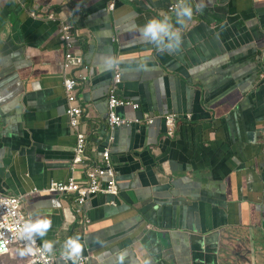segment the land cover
I'll list each match as a JSON object with an SVG mask.
<instances>
[{"label":"crops","instance_id":"0c3cea01","mask_svg":"<svg viewBox=\"0 0 264 264\" xmlns=\"http://www.w3.org/2000/svg\"><path fill=\"white\" fill-rule=\"evenodd\" d=\"M173 1L0 0V192L20 197L29 220L51 222L37 238L53 243L52 255L78 235L86 264L121 252L123 264H264V0H189L183 26ZM152 17L179 29V49L142 38ZM62 24L89 68L77 93L85 157L99 160L108 144L114 65L116 95L140 104L118 115L155 116L114 130L120 192L87 200L86 232L74 196L51 189L84 171L71 167L77 140L63 86L82 71L65 68Z\"/></svg>","mask_w":264,"mask_h":264},{"label":"built area","instance_id":"2783aa9c","mask_svg":"<svg viewBox=\"0 0 264 264\" xmlns=\"http://www.w3.org/2000/svg\"><path fill=\"white\" fill-rule=\"evenodd\" d=\"M189 0H184L187 3ZM178 0H174L168 7L171 12H175ZM114 3L109 5V9H114ZM63 43L66 48L65 68L77 69L82 71L79 76H66L63 79V86L67 96L66 114L69 118L70 127L76 132V150L72 160V169L76 170L79 165L84 166L83 177L81 181L73 175L67 181L56 182L51 186L52 190L60 194H72L75 201V212L81 224V230L87 231L86 223L89 222L86 216L85 203L90 197L103 193L112 196H118L120 188L116 180V171L110 155V143L113 141V132L121 126L131 124H153L155 116L145 115L141 119L129 116L118 115L117 109L124 108L127 111H136L140 108V104L131 99L120 98L116 95L118 85L121 83L122 76L119 66L114 65L113 84L109 89L108 109L106 123L108 126L109 137L106 147L103 148L99 160H91L84 156L87 144V136L81 131V123L83 120V105L78 103L77 93L80 86L87 81L86 72L89 68L83 62L82 54L75 51V32L71 24H62ZM76 61V65L72 61ZM71 66V67H70ZM163 117L166 132L172 136L176 130V114H166ZM21 198L17 196H6L0 192V256L10 253L12 247L18 245L25 246V241L19 238V229L22 225L29 221L24 210L21 207ZM83 222V223H82ZM40 244L38 239L35 240L33 252L30 256V264H56L57 258H61L65 264H73V261L65 256L44 254L38 251ZM90 256H79L76 264H86Z\"/></svg>","mask_w":264,"mask_h":264},{"label":"clouds","instance_id":"9594fccd","mask_svg":"<svg viewBox=\"0 0 264 264\" xmlns=\"http://www.w3.org/2000/svg\"><path fill=\"white\" fill-rule=\"evenodd\" d=\"M174 14L176 24L183 26L188 19H191L193 15V8L191 5L185 3L184 0H178ZM141 36L161 52L171 53L176 51L179 49L182 41L179 29L174 27L173 24L169 22L168 17L149 18L141 29ZM104 62L106 65L110 66L111 57L105 58ZM50 223L51 222L48 219L26 221L19 229L18 233L19 238L25 241V246L22 248L16 245L12 247L10 253L6 255H11L13 249L20 248L19 254L21 256H26L27 264H30L31 259L28 254L33 252V246L35 245L36 238L43 237L46 234L48 228L50 227ZM81 249L82 244L80 237L78 235L70 236L63 241L61 255L72 260L73 264H76V261L80 256ZM38 251H40L41 255L46 253L51 254L53 252V243L51 241L42 240ZM125 255L126 253L123 252L116 255L112 264H123Z\"/></svg>","mask_w":264,"mask_h":264},{"label":"rangeland","instance_id":"374dc122","mask_svg":"<svg viewBox=\"0 0 264 264\" xmlns=\"http://www.w3.org/2000/svg\"><path fill=\"white\" fill-rule=\"evenodd\" d=\"M20 249L15 248L13 249V252L11 255H6L0 257V264H27V258L26 256H22V261L12 262L10 259L7 260V256H11L12 258L16 257V252H18Z\"/></svg>","mask_w":264,"mask_h":264},{"label":"trees","instance_id":"16d2710c","mask_svg":"<svg viewBox=\"0 0 264 264\" xmlns=\"http://www.w3.org/2000/svg\"><path fill=\"white\" fill-rule=\"evenodd\" d=\"M20 249V248H18ZM10 259L12 262L22 261V256L19 254V251L16 252V257L12 258L11 256H7V260Z\"/></svg>","mask_w":264,"mask_h":264}]
</instances>
